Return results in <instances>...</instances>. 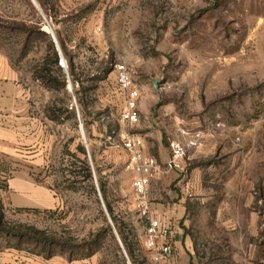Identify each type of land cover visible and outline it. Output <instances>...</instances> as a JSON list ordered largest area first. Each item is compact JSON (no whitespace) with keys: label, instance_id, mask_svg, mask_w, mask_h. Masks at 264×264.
<instances>
[{"label":"rangeland","instance_id":"obj_1","mask_svg":"<svg viewBox=\"0 0 264 264\" xmlns=\"http://www.w3.org/2000/svg\"><path fill=\"white\" fill-rule=\"evenodd\" d=\"M85 10L92 13L90 32L62 30L76 80L60 67L39 81L50 46L57 51L48 24L28 0H0V52L29 87L41 86L31 90V102L51 135L40 142L42 176L60 201L51 211L0 208V251L64 252L62 258L90 252L88 264H132L100 179L138 264H154L143 246L146 222L124 178L129 157L121 136L152 130L158 136L142 137L153 157L166 160L161 164L171 158V140L189 146L182 171L151 184L155 214L173 237L182 234L185 262L264 264V0H93ZM38 23L41 31L30 34ZM118 64L129 68L149 108L134 128L120 122ZM41 237L71 246L35 240Z\"/></svg>","mask_w":264,"mask_h":264},{"label":"crops","instance_id":"obj_2","mask_svg":"<svg viewBox=\"0 0 264 264\" xmlns=\"http://www.w3.org/2000/svg\"><path fill=\"white\" fill-rule=\"evenodd\" d=\"M40 1L35 0V4L33 0H30L36 12L48 24L58 44V35L62 36L64 42L67 43L62 30L84 27L90 32L93 28L92 13L87 12L86 15L85 10L87 5L90 7L93 0ZM43 4L47 14L43 10ZM95 13H98V10ZM43 31L49 33L45 29ZM50 35L52 37L51 33ZM40 87L39 84L29 87L25 78H22L21 73L15 69L10 59L0 52V184L4 185L0 186V207L2 210L6 208L5 205L21 210L36 206L47 211L60 206V201L51 188L44 183L42 176L44 164L43 148L40 142L43 140L42 136L51 135L43 132L42 128L44 127L41 126L44 125L39 116L35 114L39 106L33 108V102H31V98L34 97L31 95V90ZM141 115L149 117V108L142 96L139 101L140 118ZM47 119L44 118V122H47ZM151 131L142 136H158ZM202 137L204 138V136ZM145 150L147 155L152 156L154 154L146 140ZM161 156L157 158L158 161H166ZM124 178L129 181V187H132V173L127 170L124 173ZM196 181L198 183L197 179ZM132 201L134 204V200ZM173 243L176 249L173 263L187 264L181 232H176ZM12 253L16 255L15 260L11 258ZM23 254H25L23 251L12 248L2 249L0 251V264H44L45 262L51 264H88L86 261L71 262L62 257L45 260L37 255L25 254V256ZM8 256H10L9 260H7Z\"/></svg>","mask_w":264,"mask_h":264},{"label":"built area","instance_id":"obj_3","mask_svg":"<svg viewBox=\"0 0 264 264\" xmlns=\"http://www.w3.org/2000/svg\"><path fill=\"white\" fill-rule=\"evenodd\" d=\"M51 34H53L52 31ZM61 52H58L59 65L64 70H68L67 62ZM115 71L117 87L124 99L120 122L134 128L140 123L139 101L142 94L134 82L131 71L125 64L116 65ZM80 127H82L81 122ZM121 136L123 147L129 157L126 170L133 175L134 208L140 218L146 222L144 249L150 254V259L154 264H174L176 253L173 243L174 231L169 229L155 214L151 201V184L153 179L158 176L169 174L175 170L182 171L181 162L187 157L189 146L179 140H171L169 143L171 158L168 162L161 164L155 157L146 154L145 140L142 135L124 133ZM196 139H200V136H197ZM190 146H196V144L192 142Z\"/></svg>","mask_w":264,"mask_h":264},{"label":"trees","instance_id":"obj_4","mask_svg":"<svg viewBox=\"0 0 264 264\" xmlns=\"http://www.w3.org/2000/svg\"><path fill=\"white\" fill-rule=\"evenodd\" d=\"M38 1L41 2L40 0H38ZM28 2L31 5L30 0H28ZM42 7H43V10L45 11V13L47 14L46 10L44 9V4L42 5ZM32 8L35 10V8L33 6H32ZM37 27L38 28L30 29L29 33L34 34V33H36V31H41L40 23L37 24ZM58 42H59L62 54H63V56L67 62V67L69 69V76L71 77V79L73 81H75L76 80V69H75V66L73 64L72 59L68 55L67 44L63 40H61L59 37H58ZM50 52H51V57L48 60H45V66L41 69V72L36 77V79L39 81L50 80L54 68L56 69V71L58 73H62V69L60 68L61 66L59 65L60 56H59V53L55 50V47L53 45L50 46ZM84 169H85L86 179L91 180L92 179V170H91V167L86 162H84ZM96 172H97V176H98V171H96ZM98 183H99L101 194L103 196V200L105 202L107 213H108V215H110L111 220H112L115 228L117 229L118 236H119L120 241L123 245V249H124L125 253L127 254L128 259L131 261V263L132 264H138L135 246L132 244L129 237L125 234V231L123 230V227L121 226V224H119L117 219L114 217L113 209H112L111 205L106 200V195L104 194V190H103V184H102L100 179L98 180ZM2 222H3V215H0V228H2ZM106 231H108V232L111 231L108 226L106 227ZM19 236L25 237V235H19ZM33 239H35V238H33ZM35 240L42 242V243H45V244H49V245H59V246H66V247L71 246L68 241L62 243V242L58 241L56 238H52V237H41V238L35 239ZM63 253H61V254L50 253V254H47V256L46 255L44 256L42 254L41 255L36 254V255L41 256V257L45 258L46 260H51L57 256H60V257L65 256V255H63ZM91 256L92 255L89 252V254L84 255L83 258H75L74 256H69V258H67V259L71 262L72 261H84V260H87V258H90Z\"/></svg>","mask_w":264,"mask_h":264},{"label":"water","instance_id":"obj_5","mask_svg":"<svg viewBox=\"0 0 264 264\" xmlns=\"http://www.w3.org/2000/svg\"><path fill=\"white\" fill-rule=\"evenodd\" d=\"M33 2L36 4V2H35V0H33ZM52 37H53V40H54V42H55V44H56V47H57V51L59 52H61V48H60V46H59V44L57 43V40H56V38H55V36L52 34ZM62 53V52H61ZM158 84H159V81H155L154 82V88L156 89V90H158ZM116 233V232H115ZM117 234V233H116ZM118 239H119V242H120V244H121V246H122V248H123V245H122V243H121V241H120V238L118 237Z\"/></svg>","mask_w":264,"mask_h":264},{"label":"bare ground","instance_id":"obj_6","mask_svg":"<svg viewBox=\"0 0 264 264\" xmlns=\"http://www.w3.org/2000/svg\"><path fill=\"white\" fill-rule=\"evenodd\" d=\"M83 131V130H82ZM85 137V136H84Z\"/></svg>","mask_w":264,"mask_h":264}]
</instances>
